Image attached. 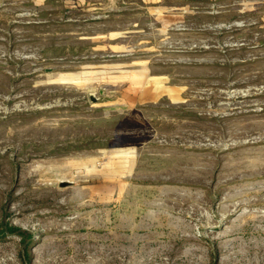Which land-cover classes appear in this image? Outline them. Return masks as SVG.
Here are the masks:
<instances>
[{
	"label": "rangeland",
	"instance_id": "rangeland-1",
	"mask_svg": "<svg viewBox=\"0 0 264 264\" xmlns=\"http://www.w3.org/2000/svg\"><path fill=\"white\" fill-rule=\"evenodd\" d=\"M0 264H264V0H0Z\"/></svg>",
	"mask_w": 264,
	"mask_h": 264
}]
</instances>
